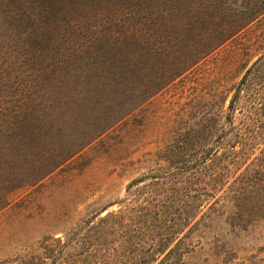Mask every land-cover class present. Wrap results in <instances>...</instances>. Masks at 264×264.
Returning <instances> with one entry per match:
<instances>
[{
    "label": "rangeland",
    "instance_id": "obj_1",
    "mask_svg": "<svg viewBox=\"0 0 264 264\" xmlns=\"http://www.w3.org/2000/svg\"><path fill=\"white\" fill-rule=\"evenodd\" d=\"M0 264H264V0H0Z\"/></svg>",
    "mask_w": 264,
    "mask_h": 264
},
{
    "label": "trees",
    "instance_id": "obj_2",
    "mask_svg": "<svg viewBox=\"0 0 264 264\" xmlns=\"http://www.w3.org/2000/svg\"><path fill=\"white\" fill-rule=\"evenodd\" d=\"M247 6V4H246ZM205 8H209V4H207L205 6ZM260 13V8H257L255 10V12L253 14H258ZM242 27V25L239 26V28H237L235 31L234 29H230V28H219L216 32H212L213 34L211 35V37H209V40L206 42L205 44V48H203L201 50V53L207 54L210 51H213L214 49L218 48L221 44H223L226 40H228L230 37L233 36V34L239 30ZM202 55V56H203ZM199 58H201V56H197L195 57V59H193V61H197ZM170 80V78H169ZM233 103V99H231L230 101V105Z\"/></svg>",
    "mask_w": 264,
    "mask_h": 264
}]
</instances>
